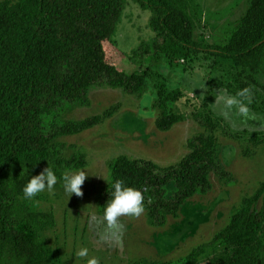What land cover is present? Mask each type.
<instances>
[{"label": "trees", "instance_id": "trees-1", "mask_svg": "<svg viewBox=\"0 0 264 264\" xmlns=\"http://www.w3.org/2000/svg\"><path fill=\"white\" fill-rule=\"evenodd\" d=\"M136 1L152 10L151 25L158 39L135 54L162 57L170 65L181 56L193 61L200 53L213 61L212 67L226 59L233 67L231 79L225 81L227 89L235 96L251 88L248 106L264 116V95L258 89L264 72V0H250L246 13L220 44L196 38L201 19L197 0ZM125 7L126 0L0 2V264H66L59 245L55 247L49 238L57 228L55 210L40 205L41 194L25 199L23 188L47 167L62 180L65 173L85 165L84 154L66 158L65 144L59 139L100 122L99 116L63 117L75 107L87 106L91 90L107 86L143 94L154 78L156 127L169 131L182 122L177 104L185 96L183 88L170 87L149 61L143 73L129 74L119 69V56H112ZM210 84L194 114L204 130L189 140L190 153L169 167L118 156L109 164L110 180L99 194L101 215L111 184L123 180L142 191L148 218L155 227H164L170 217H180L190 199L211 191L213 174L219 179L229 176L224 181L232 182L220 156L222 136L241 145L249 143L243 154L256 155L264 144V132L234 130L225 117L217 115L213 104L219 85ZM130 264H264V181L242 199L210 243L175 262L143 259Z\"/></svg>", "mask_w": 264, "mask_h": 264}, {"label": "rangeland", "instance_id": "rangeland-1", "mask_svg": "<svg viewBox=\"0 0 264 264\" xmlns=\"http://www.w3.org/2000/svg\"><path fill=\"white\" fill-rule=\"evenodd\" d=\"M197 2L201 19L195 31L196 38L207 44H220L226 41L228 29L246 13L250 0ZM152 17L151 9L136 0H126L115 35L117 50L112 48V56H119V69L129 74L143 73L149 61L153 70L162 74L170 87L183 88L185 96L178 102L177 112L184 117L169 131H160L156 127L154 78L150 79L151 84L143 94H131L121 88L107 86L94 88L87 106L75 107L63 115L65 119L75 120L101 118L93 128L59 139L65 144L63 153L66 158L84 154L85 165L68 172L85 170L89 174L81 186L83 195L70 197L63 190V180L57 179L53 192L45 190L40 193L44 198L38 200L43 208L55 210L57 228L49 233V238L55 247L59 245L66 264H87V259L75 258V253L84 247L89 249V258L97 257L99 264H130L143 259L175 262L183 259L210 243L228 224L242 199L254 194L264 181V144L257 149L256 155L247 157L243 152L249 143L241 145L222 136L224 144L220 156L230 171L227 175L232 176L231 183L224 181L229 180V176L219 179L213 174L211 191L190 199L181 210L180 217H170L164 227H155L146 210L139 217H120V229L108 227L104 216L99 213V194L110 180L109 164L118 156L126 155L151 160L162 167L178 165L190 153L189 140L204 130L194 114L210 91V81L218 83L219 95H232L225 81L231 79L233 67L226 59L212 67L213 61L200 53L194 56L193 61L184 60L181 56L170 65L162 57L156 59L142 53L135 54L142 46H150L158 39V33L151 25ZM186 67L188 69L184 70ZM260 84L258 89L264 95V72L260 76ZM213 106L217 115L225 117L234 130L247 128L253 132H264V116L252 112L255 118L245 120L236 114L235 109H226L218 98Z\"/></svg>", "mask_w": 264, "mask_h": 264}, {"label": "clouds", "instance_id": "clouds-1", "mask_svg": "<svg viewBox=\"0 0 264 264\" xmlns=\"http://www.w3.org/2000/svg\"><path fill=\"white\" fill-rule=\"evenodd\" d=\"M252 98V89L246 87L238 91L235 96L221 93L218 97V102L223 103L228 110L235 109L237 115L247 120L255 118L248 106L251 105ZM88 175L85 170L65 173L62 176L64 192L70 197L73 194L82 196L83 191L81 186ZM56 184V174L50 167H47L39 175H35L29 179L23 188V196L25 199H33L45 190L51 193ZM110 187V198L104 208V219L107 221L110 229H120L122 228V224L119 222L120 217H139L144 212V194L137 188L127 186L123 180L115 181ZM75 258L81 260L87 259V264H99L97 257L93 256L89 258V249L86 247L80 248L75 253Z\"/></svg>", "mask_w": 264, "mask_h": 264}]
</instances>
